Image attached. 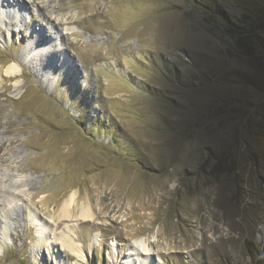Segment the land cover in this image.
<instances>
[{"label":"rangeland","instance_id":"obj_1","mask_svg":"<svg viewBox=\"0 0 264 264\" xmlns=\"http://www.w3.org/2000/svg\"><path fill=\"white\" fill-rule=\"evenodd\" d=\"M263 46L264 0H0V264H264Z\"/></svg>","mask_w":264,"mask_h":264},{"label":"bare ground","instance_id":"obj_2","mask_svg":"<svg viewBox=\"0 0 264 264\" xmlns=\"http://www.w3.org/2000/svg\"><path fill=\"white\" fill-rule=\"evenodd\" d=\"M17 72V69L15 66H10L6 69L5 73L9 76H15ZM29 191V190H28ZM11 196V195H10ZM17 195H12V198H16ZM75 200H73V197L70 198V200L66 201L63 206L61 207L59 214L57 215L59 219H71L73 218L71 215L72 213V204ZM4 208V207H3ZM1 208L0 212L4 213V209ZM132 208V207H131ZM91 207H81V210L78 215H76V218L73 221H79V220H91L93 215L91 213ZM77 214V212H76ZM54 224V223H53ZM56 224L54 225V227ZM45 230L49 229V232H52V228L50 225H45ZM67 229V228H66ZM66 232V231H65ZM67 232H71V227H68ZM49 233L46 234L44 232V236L46 237ZM68 234V233H66ZM68 237V235H67ZM66 235L62 236H56L55 234H52V239L54 242H57L62 248H67L70 252L76 254L79 258L83 257L82 252L84 251L83 245L81 243H74L72 241L68 242V238ZM48 238V237H47ZM47 238H44L42 240L44 247L50 252L52 258L56 261L57 264H60V260L55 255L54 250V243H51ZM71 253V254H72ZM153 256L156 257V263L161 264V258L156 254L155 249L153 246H149V242L146 243L145 240H135L132 243L127 245V250L125 255L123 256V260L121 259L120 264H149V259L153 258ZM111 264H117V255L116 250L114 247L112 248L111 253Z\"/></svg>","mask_w":264,"mask_h":264},{"label":"trees","instance_id":"obj_3","mask_svg":"<svg viewBox=\"0 0 264 264\" xmlns=\"http://www.w3.org/2000/svg\"><path fill=\"white\" fill-rule=\"evenodd\" d=\"M229 31H230V30H229ZM231 32H232V33H235V34H239L240 36H244V37H245V35H247L245 39H247V40L250 39V37H248V36H249V34H251V33H250L251 31L243 32V33H244V34H243V33L240 32V29H231ZM253 40H257V41L259 42V40L256 38V39H251V40H250L251 42H250V41H246V42L244 41V42H243V45H244L245 47H246V45H245L246 43H249V44L251 43V45H253V44H254ZM237 41L240 42L241 39H237ZM251 48H252V49H255V48H253V47H251ZM251 48H250V49H251ZM263 49H264V46H263Z\"/></svg>","mask_w":264,"mask_h":264}]
</instances>
